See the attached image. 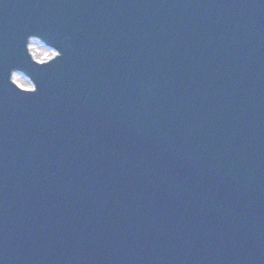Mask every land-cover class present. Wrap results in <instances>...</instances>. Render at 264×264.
I'll return each mask as SVG.
<instances>
[{"label":"water","instance_id":"1","mask_svg":"<svg viewBox=\"0 0 264 264\" xmlns=\"http://www.w3.org/2000/svg\"><path fill=\"white\" fill-rule=\"evenodd\" d=\"M0 264H264V0H0Z\"/></svg>","mask_w":264,"mask_h":264},{"label":"clouds","instance_id":"2","mask_svg":"<svg viewBox=\"0 0 264 264\" xmlns=\"http://www.w3.org/2000/svg\"><path fill=\"white\" fill-rule=\"evenodd\" d=\"M27 40L26 48L36 64L44 65L51 62L54 58L64 55L63 49L57 50L56 48L43 46L37 47L34 33L29 35ZM8 80L20 93H36L38 91L39 84L36 82V79L31 76H26L20 68H12Z\"/></svg>","mask_w":264,"mask_h":264}]
</instances>
